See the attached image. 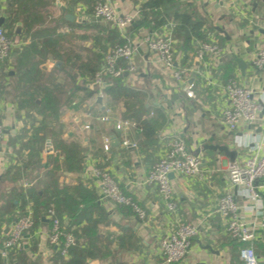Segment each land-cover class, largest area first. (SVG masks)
<instances>
[{
	"label": "crops",
	"instance_id": "1",
	"mask_svg": "<svg viewBox=\"0 0 264 264\" xmlns=\"http://www.w3.org/2000/svg\"><path fill=\"white\" fill-rule=\"evenodd\" d=\"M93 1L77 0L72 4L68 0H35L39 14L34 18L37 21L29 34L21 35L24 31L23 23L16 21V29L11 33L15 44L10 60L6 64H0V114L4 128V139L0 145V205L5 197L11 198L12 188L22 184L24 188H31L37 184V174L40 172L42 175L47 168L46 152L50 151L49 145H46L41 152V168L29 165L23 179L12 181L3 178L9 166H19L21 158L29 151L22 146L27 136L16 138L25 120L23 110H17L13 99L14 79L16 80L18 75L14 71L13 63L15 64L19 52L30 43L32 32L35 29L47 28L43 36L36 34L34 38L38 42L46 36L49 38V35L56 39L57 43L53 40L46 47V70L53 65L69 68L74 61H91L98 63L102 68L103 55L113 46L115 40L106 29L112 26L95 22V17L87 12V6ZM109 1L116 12L134 15V22L125 33L135 43L137 50L134 62L138 72H126L123 82L134 88L147 89L153 96V103L168 116V122L158 132L156 139L151 141L143 138L134 125L125 130L115 129L114 122L121 119L119 111L122 109V103L110 101L103 95L100 96V93L93 99H84L83 91L75 90L71 97L72 104L77 106L76 110L62 108V121L74 131V139L82 138L85 150L82 170L77 174L64 171L58 182L70 186L81 183L87 188H93L97 194V203L107 217V224L99 225L100 242L96 245V251H93V258L87 259V264H166L159 254L160 239L181 221L191 222L199 231L191 238L185 258L176 264H241L239 245L228 238L224 220L215 211L217 198L229 189L227 167L231 161L219 146L225 145L234 150V158L241 156L244 150L241 145L259 135L262 121L257 122L255 129L242 128L235 132L227 130L221 120V107L224 105L222 85L229 78H235L254 90L256 95L264 97V72H259L252 64L255 51L264 47V0H166L164 7L167 12H189L205 18L207 23L213 26V30L207 31V36L223 48L218 61L211 55H206L199 61L195 57L193 40L190 42V48H185L182 39L174 36V27L170 34L168 24L155 31L153 35L160 34L170 39L175 64L187 69V74L181 82L170 78L168 70L157 55L143 42L142 38L148 35V29L142 26L141 17L136 11L145 0ZM7 7L6 0H0V17L3 18L0 26L8 31L11 28ZM16 7L17 4H14V11ZM66 13L72 14L73 19H66ZM28 14L29 11L18 17L23 20ZM138 20L140 23H136ZM4 22L6 26L3 25ZM17 25H20L19 29ZM217 26L221 27L224 33L218 31ZM119 34L123 37L122 32ZM37 47H41V44ZM69 49L74 51L71 53ZM98 53L101 54L99 59L96 57ZM237 58L246 63L243 71L238 67ZM231 59L235 61V66L232 76L227 77L223 68ZM58 75L61 79L65 78L63 74ZM87 80L88 77L80 74L76 76L77 84ZM187 81L194 83V93L192 92V98L189 99L184 97L183 90ZM87 85L89 86L88 83ZM147 86H151V89ZM98 96L101 97L100 103L96 101ZM86 105L92 110H97L98 106L101 109L110 107L111 121L103 122L102 126L93 122L91 129H85L86 125L79 124V120L88 117ZM152 114L150 111L149 116ZM106 132L111 135L113 145L108 151H104L103 147L100 149L103 137L108 136ZM69 134L71 131L64 133L63 138L68 139ZM173 135H181L187 147L200 157L201 176L172 175L171 185L177 206L174 212L169 213L157 189L144 184L143 178L149 167L165 151L167 142ZM124 138L137 145L123 146L121 140ZM95 165L107 166L111 170L124 193L131 196L145 210L146 219L140 220L131 213L124 214V207L100 197L97 182L90 176V170ZM13 204L10 205L18 214L20 204L16 200H13ZM29 204L33 208L32 202L27 203L25 208ZM14 218L0 224V245ZM82 224L83 221H78L76 225ZM49 228L48 217L42 215L40 221L34 222L33 228L24 236L18 249L3 257V264H55L57 247L47 239ZM257 232L253 245L259 264H264V230ZM127 237L130 243L121 245V240ZM69 257L68 253L64 259Z\"/></svg>",
	"mask_w": 264,
	"mask_h": 264
},
{
	"label": "trees",
	"instance_id": "2",
	"mask_svg": "<svg viewBox=\"0 0 264 264\" xmlns=\"http://www.w3.org/2000/svg\"><path fill=\"white\" fill-rule=\"evenodd\" d=\"M68 1L74 4L77 0ZM96 1L94 0L91 5L87 6V12L92 14ZM6 2L9 21L14 17L19 18L18 15L29 11V14L22 20L25 30L21 35L29 34L37 21L34 18L39 14L38 8L35 7V0H6ZM165 3L166 0H145L140 3L138 11L142 26L148 29V35L153 36V33L159 28L174 22V36L182 39L185 48H190L191 40L207 39V31L213 30V26L207 23L205 18L189 12H167L164 7ZM14 4H17L16 11H14ZM95 22L109 25L108 22L101 20ZM3 25L6 26L5 22ZM3 28L5 29V27ZM46 29H35L31 34L30 43L19 52L15 60L14 71L18 75L14 82L13 99L17 110H23L25 120L22 130L16 138L27 136L22 146L28 148L29 151L24 158H21L22 162L19 166L17 164L9 166L3 174V178L18 181L23 179L29 165L41 168V152L46 145H49L50 151L46 152L48 166L42 175L40 172L37 174L39 176L37 184L31 188H24L23 184L12 188L10 204L13 206V200H16L20 204V212L23 213L25 205L32 202L34 222L40 221L41 216L45 215L49 208L54 209L56 216L63 224V231L71 232L76 240V244L68 250L69 259H64L59 248H56L54 263L87 264V259L93 258V251H96V245L100 242L99 225H106L107 217L105 211L97 203V194L93 188H87L81 183L70 186L58 182L62 172L70 171L77 174L82 170L85 150L82 146V138L74 139L76 137L74 131L62 121L64 114L62 108L76 110L77 106L72 104L71 97L75 90H82L84 99H93L95 95L101 93L104 98L110 101L121 102L120 118L133 121V127L139 130L141 136L151 141L156 139L158 132L167 124L168 116L157 104L153 103V96L147 89L134 88L124 84L123 78L126 72L119 76L102 73V82L97 84L94 81V76L102 68L98 63L91 61L86 63L74 61L69 68L53 65L49 70H46L44 63L47 51L45 54L41 49L42 54L41 52L38 56L34 54L38 49L37 45L41 44L34 38L38 34L43 36ZM106 29L115 40L113 45L124 41L117 29L112 27ZM11 33H13L12 30L7 31L8 35ZM96 57L99 59L101 54L98 53ZM225 64L223 73L225 76L231 77L235 61L231 59ZM179 67L184 68L183 66ZM58 74H63L65 78L61 79ZM77 74L88 77V80L85 83L77 84ZM186 74L187 72H185ZM191 90L194 93V83ZM184 93L189 99L190 95L185 91ZM85 110L88 117L81 118L79 124L87 125L88 127H84L87 130L92 128L93 122L102 126L103 121L99 119V116L103 113V109L98 106L97 110H92L89 105H86ZM150 111L153 112L152 116H149ZM70 131L68 139H64L63 134ZM106 134L111 138L109 133L106 132ZM112 146L111 144L110 148ZM102 147L103 145L100 146V149ZM119 206L124 207L122 209L124 214H134L129 206ZM78 221H83L84 224L76 225ZM128 243H130L128 237L121 240L123 246ZM0 264H3L1 255Z\"/></svg>",
	"mask_w": 264,
	"mask_h": 264
},
{
	"label": "built area",
	"instance_id": "3",
	"mask_svg": "<svg viewBox=\"0 0 264 264\" xmlns=\"http://www.w3.org/2000/svg\"><path fill=\"white\" fill-rule=\"evenodd\" d=\"M139 14V11H136ZM92 15L96 20L108 22L113 28L123 33L124 41L107 49L103 55L102 70L94 76V81L100 84L101 74L119 76L125 72L137 73L134 62L136 46L126 35L127 28L134 22V15L118 13L109 0H97L93 5ZM175 23L168 24V33ZM144 44L153 51L170 78L176 82L184 80L187 69L175 64V56L171 41L164 35H145ZM15 40L0 26V64L10 60ZM195 57L202 61L206 55H211L216 61L223 53V48L209 35L206 40H193ZM253 66L264 72V47H259L252 58ZM192 83L187 81L183 90L192 95ZM224 105L221 107V120L224 127L232 132L242 128H256L262 121L260 133L242 144L243 154L228 163L227 181L229 189L222 193L216 201L215 211L224 220L225 233L231 240L239 244V259L241 264H259L254 242L257 230H264V97L255 94L248 86L241 84L235 78H229L222 85ZM102 96V94H99ZM103 122L111 121V108L104 107L99 116ZM134 123L126 119L114 122L117 130H125ZM85 127H88L87 125ZM4 139V128L0 114V145ZM112 138L103 137V150L108 151ZM123 146L135 147L134 142L124 138ZM170 174L181 177L201 176V159L191 151L181 135H173L167 142V148L159 158L149 167L144 175L143 183L152 185L164 202L169 213L176 209V201L171 185ZM90 176L95 179L99 187L100 197L106 198L116 205L129 206L135 216L146 219L145 210L129 195H126L107 166L95 165L90 170ZM237 198L242 200L241 203ZM32 205L29 204L24 212H19L1 240L0 255L7 257L10 251L18 249L24 236L33 228ZM50 221V228L46 234L50 243L59 248L63 256L76 244L71 232L63 231V224L54 209L49 208L45 214ZM198 227L191 222L181 221L171 228L159 242V254L166 264L181 262L188 251L190 240L197 235Z\"/></svg>",
	"mask_w": 264,
	"mask_h": 264
},
{
	"label": "rangeland",
	"instance_id": "4",
	"mask_svg": "<svg viewBox=\"0 0 264 264\" xmlns=\"http://www.w3.org/2000/svg\"><path fill=\"white\" fill-rule=\"evenodd\" d=\"M17 20H19V21H21L22 23H23V21H22V19L21 18H17V17H14L13 19H11L10 21H9V26H10V30H12V32L16 29L15 27H16V21ZM19 26L20 25H17V27H18V29H19ZM22 29L23 30H25L24 29V25L22 26ZM49 38H47V36L46 37H44L40 42H41V44H42V46L41 47H39L36 51H35V55L36 56H38L39 55V53L41 52V54H42V50H43V52L46 54V51H47V46L46 45H48L47 43H50L51 41H53L54 40V42L55 43H57L56 42V39H53L52 37H51V35H49L48 36ZM47 38V39H46ZM67 40H69V39H67ZM49 41V42H48ZM46 44V45H45ZM45 46V47H44ZM59 47H61V46H59ZM42 49V50H41ZM41 50V51H40ZM70 50V52L72 53L74 50L73 49H69ZM12 67V66H11ZM13 68H15V65H14V63H13ZM14 82H15V79H14ZM151 86H147V88L148 89H151L150 88ZM160 91V90H159ZM192 92H193V90H192ZM192 95H190V97L189 98H192L191 97ZM184 97H186V94H184ZM7 213V214H6ZM0 224L1 223H7V222H9L10 221V219L12 218V217H14L15 215H16V212L14 211V208H12L11 207V205H10V198H8V196L7 197H5L4 199H3V201H2V203H1V205H0Z\"/></svg>",
	"mask_w": 264,
	"mask_h": 264
},
{
	"label": "water",
	"instance_id": "5",
	"mask_svg": "<svg viewBox=\"0 0 264 264\" xmlns=\"http://www.w3.org/2000/svg\"><path fill=\"white\" fill-rule=\"evenodd\" d=\"M65 18L68 19V20H72V19H73V15H72V14H69V13H66V14H65ZM2 22H3V18L0 17V25L2 24ZM136 23H140V21L138 20ZM216 29H217L218 31L224 33V30H223L221 27L217 26ZM236 62H237V64H238V67H240V69L243 71V70L245 69V67H246V63H245L243 60L239 59V58L236 59ZM189 82H190V81H189ZM96 101H97L98 103H100V102H101V97L98 96L97 99H96ZM219 148H220L221 150H223V151L227 154V156H229V158H230L231 160L234 159V155H235V151H234V150H230V149L228 148V146H225V145H223V146H219ZM170 177H172V174H170Z\"/></svg>",
	"mask_w": 264,
	"mask_h": 264
}]
</instances>
